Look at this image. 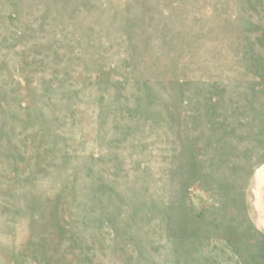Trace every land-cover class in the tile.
Instances as JSON below:
<instances>
[{"label": "rangeland", "instance_id": "rangeland-1", "mask_svg": "<svg viewBox=\"0 0 264 264\" xmlns=\"http://www.w3.org/2000/svg\"><path fill=\"white\" fill-rule=\"evenodd\" d=\"M264 0H0V264H264Z\"/></svg>", "mask_w": 264, "mask_h": 264}, {"label": "crops", "instance_id": "crops-1", "mask_svg": "<svg viewBox=\"0 0 264 264\" xmlns=\"http://www.w3.org/2000/svg\"><path fill=\"white\" fill-rule=\"evenodd\" d=\"M246 198L251 221L264 232V165L251 179Z\"/></svg>", "mask_w": 264, "mask_h": 264}]
</instances>
